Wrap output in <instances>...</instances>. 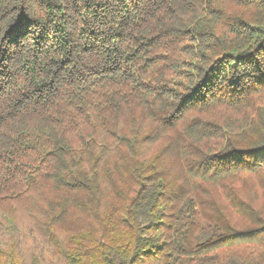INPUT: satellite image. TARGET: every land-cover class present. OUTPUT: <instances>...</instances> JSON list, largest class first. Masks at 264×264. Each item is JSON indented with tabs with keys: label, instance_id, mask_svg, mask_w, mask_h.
<instances>
[{
	"label": "trees",
	"instance_id": "16d2710c",
	"mask_svg": "<svg viewBox=\"0 0 264 264\" xmlns=\"http://www.w3.org/2000/svg\"><path fill=\"white\" fill-rule=\"evenodd\" d=\"M26 233L264 264V0H0V264Z\"/></svg>",
	"mask_w": 264,
	"mask_h": 264
},
{
	"label": "rangeland",
	"instance_id": "374dc122",
	"mask_svg": "<svg viewBox=\"0 0 264 264\" xmlns=\"http://www.w3.org/2000/svg\"><path fill=\"white\" fill-rule=\"evenodd\" d=\"M26 234L25 236L20 234L18 238V248L20 256L23 257V264H32L33 257L36 258L39 264H64L61 258L53 255L50 245L41 233L37 234L38 237H35V239H31L29 234Z\"/></svg>",
	"mask_w": 264,
	"mask_h": 264
}]
</instances>
